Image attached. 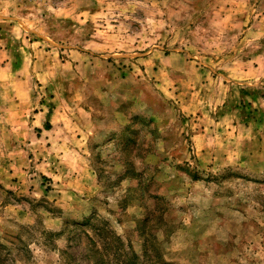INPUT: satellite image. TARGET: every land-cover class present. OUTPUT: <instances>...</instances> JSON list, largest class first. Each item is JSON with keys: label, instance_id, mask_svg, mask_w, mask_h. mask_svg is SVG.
<instances>
[{"label": "rangeland", "instance_id": "374dc122", "mask_svg": "<svg viewBox=\"0 0 264 264\" xmlns=\"http://www.w3.org/2000/svg\"><path fill=\"white\" fill-rule=\"evenodd\" d=\"M0 264H264V0H0Z\"/></svg>", "mask_w": 264, "mask_h": 264}, {"label": "crops", "instance_id": "0c3cea01", "mask_svg": "<svg viewBox=\"0 0 264 264\" xmlns=\"http://www.w3.org/2000/svg\"><path fill=\"white\" fill-rule=\"evenodd\" d=\"M73 168H75V166H72ZM80 184H82V183H80Z\"/></svg>", "mask_w": 264, "mask_h": 264}]
</instances>
